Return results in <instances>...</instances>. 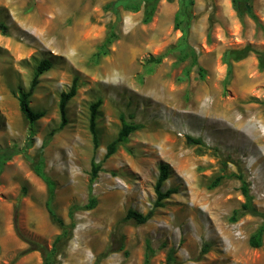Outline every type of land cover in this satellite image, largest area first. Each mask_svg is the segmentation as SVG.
Wrapping results in <instances>:
<instances>
[{"label":"rangeland","instance_id":"1","mask_svg":"<svg viewBox=\"0 0 264 264\" xmlns=\"http://www.w3.org/2000/svg\"><path fill=\"white\" fill-rule=\"evenodd\" d=\"M114 2L0 0V22L9 28L8 36L0 33V152L19 151L0 174V264H43V250L62 232L46 208L48 185L36 167L54 181V210L71 230L58 264H144L148 245L150 264H169L170 255L173 264H264V238L258 249L249 243L264 224V70L256 53H264V0H252L257 21L246 12L239 17L233 0H190L180 29V0L161 1L149 24L143 8L132 13L122 2L108 8ZM112 31L118 38L96 64L92 57ZM184 35L206 71L203 80L198 67L185 75L190 62L178 59ZM248 47L228 76L224 53ZM44 59L53 66L31 106L45 116L28 148L29 125L14 92L29 89ZM75 77L79 90L59 130L60 96ZM99 100L95 149L90 107ZM123 117L143 128L106 158ZM94 161L101 172L91 183ZM161 165L170 172L164 192H176L146 224L126 222L129 210L153 209ZM240 177L257 214L234 219L245 203ZM90 195L97 205L87 210ZM99 228L103 235L93 239ZM32 247L40 248L25 253Z\"/></svg>","mask_w":264,"mask_h":264},{"label":"trees","instance_id":"2","mask_svg":"<svg viewBox=\"0 0 264 264\" xmlns=\"http://www.w3.org/2000/svg\"><path fill=\"white\" fill-rule=\"evenodd\" d=\"M163 0H118V2L111 3L108 5L109 7H112L116 3L122 2L124 8L132 13H138L141 11V9H144V18L143 23L149 24L151 23L158 5ZM169 3H173L175 0H165ZM190 0H180L181 10L176 14V25L175 27L177 29H180L182 25H184V22L181 20L182 15H185L184 10L185 7H188ZM234 9L238 11L239 17H243L244 12H246L249 16H251L254 20L257 21V17L253 15L251 8H252V0H233ZM0 33L4 36L9 35V28L8 26L0 22ZM118 36L115 32H111L108 37L106 38L103 45L99 48L98 52L94 54L92 57V60L98 64L99 59L103 56H107L109 52V47L116 42ZM183 46L181 48V53L179 56L180 62H186L189 61V66L185 70V75L189 76L192 72L194 67H198V74L200 78L203 80L206 77V71L202 67L199 66V58L198 53L196 50L188 44L187 35H184L182 39ZM252 51L251 48H245L242 51H226L223 55V61L227 65V74L228 76H231L233 74V63L240 62L244 60L248 54ZM258 54V60H259V66L261 70H264V53ZM230 55H234L233 61H230ZM154 60V63L160 64L163 61V57H158ZM53 66L52 61L48 59H44L39 64H37L36 69L34 71V75L32 78V81L30 83L29 89H25L23 87H19L15 93V96L18 99L19 102V108L21 111V114L23 115L24 119L27 121L29 125V131H28V138L26 141V145L29 148L32 145V140L35 136V126L39 120L44 118L45 112L43 111H35L31 106V98L35 93L36 88L38 87L40 83V78L42 75H44L46 72H48ZM79 90V78L75 77L70 90L66 93H62L60 96L59 101V110L61 115V124L59 126V130H62L68 123L67 119V106L70 103V101L76 97L77 92ZM103 101L99 100L96 103L91 105V115H90V131L93 137V143L95 149L99 147V136L97 132V119L99 115V109L102 106ZM132 119L134 117H131ZM142 125L134 123L133 121L128 122L124 117L122 118V128L118 134V137L107 146V153L106 158H110L113 156L119 146L122 143H127L129 140V137L131 134L140 131L142 129ZM189 142L192 144H200L201 141L194 140L192 138H189ZM19 154V151H11V152H0V174L3 170L4 165L6 162L14 155ZM36 174L48 185V200L46 202V208L54 222L60 225L62 232L61 234L56 237L51 250H43V264H58V256L60 253V244L64 241L67 242L71 237V230L68 226L65 225L62 219H60L57 215V213L54 210L53 207V200L55 196V183L52 179H50L46 173H44L43 170H41L40 167L35 168ZM101 172V165L99 163H96L95 161L92 163L91 168V183H93L99 176V173ZM170 177L169 167L167 165H161L159 170V177L155 184L154 190L156 195V200L154 201L153 209L150 210L147 214L138 213L133 210H129L125 217V221H131L136 225H142L146 224L149 220H151L155 214V210L158 208H163L166 200L170 198V196L175 193V190H167L164 192L163 186L165 182ZM222 177H219L215 180L213 187H217L221 181ZM242 180V194L245 198V203L242 205L240 210L235 211L234 219H237L238 217L245 215V214H257L256 209L253 206V197L251 195L249 186L247 183L243 180L242 177H240ZM91 198L89 200V204L87 205V210H92L97 205V198L93 195H90ZM75 207L69 212L70 218H74L75 214ZM73 228V225H72ZM263 238H264V224L261 225L258 230L252 234L250 237L249 243L252 248L258 249L263 245ZM40 247L30 248L29 250L25 251V253H29L32 251L39 250ZM153 249L148 245L146 253H145V260L144 264H150V260L153 256ZM169 264H173L174 258L173 255H170L169 258Z\"/></svg>","mask_w":264,"mask_h":264},{"label":"bare ground","instance_id":"3","mask_svg":"<svg viewBox=\"0 0 264 264\" xmlns=\"http://www.w3.org/2000/svg\"><path fill=\"white\" fill-rule=\"evenodd\" d=\"M120 57H122L123 58V56H120ZM118 63L120 64V61H118ZM117 62L115 63V64H113L110 68L112 69L111 71H113L114 70V68H116V67H119V64H118ZM121 65H123V64H121ZM120 65V66H121ZM117 69V68H116ZM121 69V68H120ZM227 113V112H226ZM228 114V113H227ZM235 114V113H234ZM229 118V117H228ZM234 119V118H233ZM235 122H236V124L237 125H241L242 123H243V120H235ZM234 123V122H233ZM242 126V125H241ZM256 143V145H257V142H255ZM264 150V149H263ZM82 231V230H81ZM79 232V231H78ZM85 232H87V230L85 231ZM99 232H100V234L101 235H103V232H102V230L100 231V228H99V230L98 229H92V231H91V234H95V233H98L96 236H94V237H92L93 239H97L98 238V236H99ZM80 233V232H79ZM82 233V232H81ZM75 234H77L76 232H75ZM76 236V235H75ZM93 239H92V241L90 242V244H94L95 243V240L93 241ZM81 241V240H80ZM83 241V240H82ZM84 243V242H83ZM88 244V243H87ZM90 244H88V245H90ZM82 245V244H81ZM80 245V246H81ZM96 246V245H95ZM80 248V247H79ZM77 249V248H76ZM81 250H82V248H81ZM83 251V250H82ZM81 251V252H82ZM75 253V252H74ZM77 253H79V252H77ZM77 253H76V255H77ZM75 255V257H77ZM81 257V256H80ZM79 257V258H80ZM75 260V259H74ZM68 261V260H67ZM135 263H137V262H135ZM68 264V263H67Z\"/></svg>","mask_w":264,"mask_h":264}]
</instances>
